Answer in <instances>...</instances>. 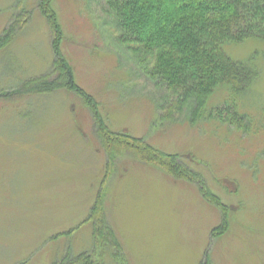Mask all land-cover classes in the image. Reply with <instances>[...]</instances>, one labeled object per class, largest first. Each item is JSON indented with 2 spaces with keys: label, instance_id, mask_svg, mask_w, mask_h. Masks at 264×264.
Listing matches in <instances>:
<instances>
[{
  "label": "rangeland",
  "instance_id": "obj_1",
  "mask_svg": "<svg viewBox=\"0 0 264 264\" xmlns=\"http://www.w3.org/2000/svg\"><path fill=\"white\" fill-rule=\"evenodd\" d=\"M39 2L0 0V34L17 27L0 47V264L86 255L93 264H264V42L223 46L258 68L238 100L248 121L211 113L221 90L194 122L188 107L168 109L176 97L142 74L138 45L119 40L103 0H52L73 80L107 129L174 156L166 167L126 150L110 160L96 116L74 92L24 87L54 79ZM201 187L227 206L226 224ZM97 196L109 242L93 246Z\"/></svg>",
  "mask_w": 264,
  "mask_h": 264
},
{
  "label": "trees",
  "instance_id": "obj_2",
  "mask_svg": "<svg viewBox=\"0 0 264 264\" xmlns=\"http://www.w3.org/2000/svg\"><path fill=\"white\" fill-rule=\"evenodd\" d=\"M103 1L106 8L104 10L113 14L114 29L120 34L119 40L138 45L136 50H132V54L140 62L142 74L153 85L176 97L172 101L173 107L168 109L188 107L192 119L198 122L208 110V98L223 90V104L213 108L211 113L220 115L224 110L229 118L227 122L236 126L241 119L248 121L245 114L239 117L238 100L258 78V68L252 58L247 62L230 58L223 46L242 44L251 39L264 42V0ZM51 2L52 0H40L39 9L49 26L54 79L41 77L26 82L24 87L29 92L36 89L37 93L50 92L58 87L74 92L96 116L97 133L110 160L126 150L147 162H158L166 167L173 155L156 151L149 145H141L139 139L126 132H110L97 116L94 99L75 84L69 60L62 54L60 45L64 36ZM141 5L146 9L141 8ZM11 23L0 34V47L11 39L17 29L16 23ZM200 191L208 196L202 187ZM208 197L223 211L225 223L227 206L219 198ZM99 200L100 196H97L89 217L96 223L93 246L109 242L107 235L103 233L106 226L102 225L99 216L102 215ZM58 264L93 262L86 255L80 258L67 257ZM97 264L102 263L100 261Z\"/></svg>",
  "mask_w": 264,
  "mask_h": 264
}]
</instances>
